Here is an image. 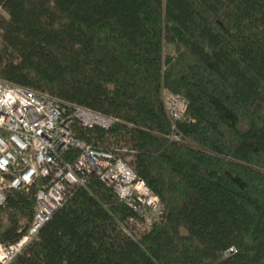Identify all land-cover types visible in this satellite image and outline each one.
I'll return each instance as SVG.
<instances>
[{
	"label": "trees",
	"instance_id": "16d2710c",
	"mask_svg": "<svg viewBox=\"0 0 264 264\" xmlns=\"http://www.w3.org/2000/svg\"><path fill=\"white\" fill-rule=\"evenodd\" d=\"M0 78L115 118L73 133L165 211L148 227L92 174L11 264H264V0H0ZM34 205L9 193L0 243Z\"/></svg>",
	"mask_w": 264,
	"mask_h": 264
},
{
	"label": "built area",
	"instance_id": "2783aa9c",
	"mask_svg": "<svg viewBox=\"0 0 264 264\" xmlns=\"http://www.w3.org/2000/svg\"><path fill=\"white\" fill-rule=\"evenodd\" d=\"M186 100L167 98L175 120L185 116ZM65 113L51 95L12 84L0 78V209L13 190L33 195L34 215L16 242L0 243V264H11L39 236L44 225L66 204L74 187L86 186L96 175L112 187L120 199L145 218L148 227L165 211L157 195L132 167L112 150L78 139L72 125L108 129L115 118L77 105ZM173 139L182 137L174 134ZM77 152V156L72 153ZM236 249L232 248L231 252Z\"/></svg>",
	"mask_w": 264,
	"mask_h": 264
},
{
	"label": "rangeland",
	"instance_id": "374dc122",
	"mask_svg": "<svg viewBox=\"0 0 264 264\" xmlns=\"http://www.w3.org/2000/svg\"><path fill=\"white\" fill-rule=\"evenodd\" d=\"M171 96V95H170ZM169 97V96H168Z\"/></svg>",
	"mask_w": 264,
	"mask_h": 264
}]
</instances>
